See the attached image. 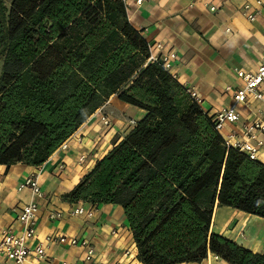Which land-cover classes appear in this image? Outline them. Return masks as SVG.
Listing matches in <instances>:
<instances>
[{"label":"trees","instance_id":"obj_1","mask_svg":"<svg viewBox=\"0 0 264 264\" xmlns=\"http://www.w3.org/2000/svg\"><path fill=\"white\" fill-rule=\"evenodd\" d=\"M118 0H0V165L42 166L111 97L146 112L64 199L123 208L142 264H264L212 230L264 218V165L228 148Z\"/></svg>","mask_w":264,"mask_h":264},{"label":"crops","instance_id":"obj_2","mask_svg":"<svg viewBox=\"0 0 264 264\" xmlns=\"http://www.w3.org/2000/svg\"><path fill=\"white\" fill-rule=\"evenodd\" d=\"M246 4L251 7L250 13L259 11L255 21L243 15ZM125 7L131 25L148 45L163 46L156 53L177 55L171 73L183 87L198 92L203 100L202 109L211 116L234 104L233 91L242 87L236 70L256 72L259 68L264 53V0H144L140 6L136 0H129ZM236 110L240 120L235 125L225 124L223 136L240 132L245 122L255 118L264 121L263 102L236 104ZM145 115L144 110L111 97L66 141L67 150L59 148L41 166L42 197H34L29 189H19L36 167L21 163L10 168L0 165V232L9 228L21 233L18 214L26 204L35 201L39 210L34 244L51 235L67 236L88 239L96 250L95 258L86 262L85 248L51 244L46 248V260L32 259L29 264H142L121 206L69 203L64 196ZM103 117L110 121L109 126L104 124ZM260 137L264 142V134ZM258 159L264 165V145ZM78 206L92 209L93 217L72 216L71 211ZM58 212L62 213L61 218H50ZM212 230L253 252H264V218L216 206ZM0 264L10 263L0 259ZM183 264L227 263L210 254L201 263Z\"/></svg>","mask_w":264,"mask_h":264},{"label":"built area","instance_id":"obj_3","mask_svg":"<svg viewBox=\"0 0 264 264\" xmlns=\"http://www.w3.org/2000/svg\"><path fill=\"white\" fill-rule=\"evenodd\" d=\"M125 6L129 0H118ZM144 0H136L137 5H141ZM260 3V2H258ZM250 5L246 4L243 8V15L250 21H255L259 15V11L250 13ZM214 9V8H213ZM264 38V35H263ZM149 46L150 58L149 61L160 63L161 66L175 77L171 71L173 63L177 58L174 52L161 53L159 55L155 51H162L164 48L161 44ZM236 74L242 81V87L236 88L233 91L234 104L228 108H224L216 113L213 117L215 122V129L221 134L225 145L228 148H233L245 155L252 161L259 162V153L264 145L261 140V134H264V121L255 118L251 122H245L242 125L240 132H231L226 136L222 135V130L225 124L235 125L240 120V115L236 110V104H244L249 106L251 100L260 101L264 104V91L262 86L264 84V53L261 58L259 68L256 72H246L237 69ZM191 99L202 107L203 100L198 92L192 88L184 87ZM231 88H227L230 91ZM206 112V111H205ZM105 125L109 126L110 121L102 118ZM60 149L67 150L68 143L64 142ZM85 156L81 157V161ZM61 169L64 167L61 166ZM42 167H36L21 183L19 189H29L34 197H42L43 192L40 187V175ZM39 206L35 201L26 204L18 214V220L22 225V232L17 234L13 229L4 228L0 232V259H4L10 264H29L33 260L44 261L48 258L46 248L51 244H66L71 246H81L86 250V262H91L96 255L95 248L90 244L88 239L69 238L67 236L51 235L45 237L44 240H39L37 244L33 241L37 238V214ZM93 210L86 209L84 206H78L71 211L72 216H86L93 217ZM63 215L61 212L50 215V218L57 219ZM215 258H219L215 256ZM67 264V263H63Z\"/></svg>","mask_w":264,"mask_h":264},{"label":"rangeland","instance_id":"obj_4","mask_svg":"<svg viewBox=\"0 0 264 264\" xmlns=\"http://www.w3.org/2000/svg\"><path fill=\"white\" fill-rule=\"evenodd\" d=\"M108 103V102H107Z\"/></svg>","mask_w":264,"mask_h":264}]
</instances>
